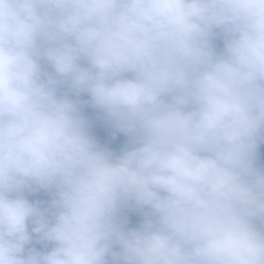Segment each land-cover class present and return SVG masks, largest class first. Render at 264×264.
<instances>
[{
	"label": "clouds",
	"instance_id": "obj_1",
	"mask_svg": "<svg viewBox=\"0 0 264 264\" xmlns=\"http://www.w3.org/2000/svg\"><path fill=\"white\" fill-rule=\"evenodd\" d=\"M261 142L264 0H0V264H264Z\"/></svg>",
	"mask_w": 264,
	"mask_h": 264
},
{
	"label": "trees",
	"instance_id": "obj_2",
	"mask_svg": "<svg viewBox=\"0 0 264 264\" xmlns=\"http://www.w3.org/2000/svg\"><path fill=\"white\" fill-rule=\"evenodd\" d=\"M214 43L216 44L217 50L222 48V43L219 38H217ZM64 90L65 89H62V91ZM79 99L87 100L88 97L86 94H82ZM82 115H84L89 121V131L94 135L97 142L102 147L111 150L114 154H119L120 150L127 144V138L121 133H115L113 138L112 129L104 122L102 114L98 110L91 108L89 105L86 104L82 107ZM255 163L258 168L264 170V142H261L258 146ZM25 195L30 202H41V207H47V203L50 199L49 194L42 190L33 193L26 192ZM125 215L128 219L126 228L138 227L142 222V216L137 211H126ZM30 227L31 225H29V228ZM28 247H33L38 251H47L51 245L38 244L33 241ZM113 250L115 251L117 249L114 248ZM109 264H111L110 260Z\"/></svg>",
	"mask_w": 264,
	"mask_h": 264
}]
</instances>
